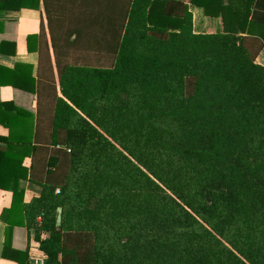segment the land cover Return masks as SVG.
I'll return each instance as SVG.
<instances>
[{
    "label": "trees",
    "instance_id": "16d2710c",
    "mask_svg": "<svg viewBox=\"0 0 264 264\" xmlns=\"http://www.w3.org/2000/svg\"><path fill=\"white\" fill-rule=\"evenodd\" d=\"M34 1L0 0V11ZM252 2L230 1L220 32L194 34L186 10L132 0L113 66L68 70L60 82L51 145L63 147L65 174L27 203L17 182L31 135L12 128L28 117L4 111L2 258L26 263L27 249L10 248L19 226L43 264H264V6Z\"/></svg>",
    "mask_w": 264,
    "mask_h": 264
},
{
    "label": "crops",
    "instance_id": "0c3cea01",
    "mask_svg": "<svg viewBox=\"0 0 264 264\" xmlns=\"http://www.w3.org/2000/svg\"><path fill=\"white\" fill-rule=\"evenodd\" d=\"M35 1L32 8L0 11V149L4 150V136L8 133L4 128V111L14 109L24 112L28 119L23 123L19 121L12 131L30 133V147L33 148L21 162L27 171L26 179L17 182L22 203L38 196L39 183H59L65 174L63 147L51 145L55 102L62 98L60 82L68 70L113 66L132 3V0ZM194 1L213 5V15L205 16L202 8L192 5L190 0H166L165 9L178 17L186 10L194 34L220 32V10L232 0ZM252 1V4L264 6V0ZM255 63L264 66V49L256 56ZM61 134L59 131L57 141L62 138ZM49 157L57 161L51 169L47 167ZM10 201L11 193L0 191V214L3 212L0 254L6 229L4 211L9 208ZM14 221L20 224L18 216ZM10 248L14 251L27 249L25 264H43L44 257L32 240L31 230L12 227ZM6 253L9 255L8 251ZM0 264L15 263L0 256Z\"/></svg>",
    "mask_w": 264,
    "mask_h": 264
},
{
    "label": "rangeland",
    "instance_id": "374dc122",
    "mask_svg": "<svg viewBox=\"0 0 264 264\" xmlns=\"http://www.w3.org/2000/svg\"><path fill=\"white\" fill-rule=\"evenodd\" d=\"M190 91V84L187 83V86H186V92H189ZM65 244L67 246H78V249H77V252H78V255L79 256H83L84 254V247L83 246H80V241H75L73 239H67V241L65 242Z\"/></svg>",
    "mask_w": 264,
    "mask_h": 264
},
{
    "label": "water",
    "instance_id": "95a60500",
    "mask_svg": "<svg viewBox=\"0 0 264 264\" xmlns=\"http://www.w3.org/2000/svg\"><path fill=\"white\" fill-rule=\"evenodd\" d=\"M61 209L60 208H56V214H55V227H59L60 225V220H61Z\"/></svg>",
    "mask_w": 264,
    "mask_h": 264
},
{
    "label": "built area",
    "instance_id": "2783aa9c",
    "mask_svg": "<svg viewBox=\"0 0 264 264\" xmlns=\"http://www.w3.org/2000/svg\"><path fill=\"white\" fill-rule=\"evenodd\" d=\"M55 193H57V190H55ZM36 220L38 221V218Z\"/></svg>",
    "mask_w": 264,
    "mask_h": 264
}]
</instances>
